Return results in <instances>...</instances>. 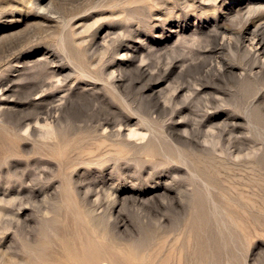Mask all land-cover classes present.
Masks as SVG:
<instances>
[{"label": "rangeland", "instance_id": "374dc122", "mask_svg": "<svg viewBox=\"0 0 264 264\" xmlns=\"http://www.w3.org/2000/svg\"><path fill=\"white\" fill-rule=\"evenodd\" d=\"M151 263L264 264V0H0V264Z\"/></svg>", "mask_w": 264, "mask_h": 264}, {"label": "bare ground", "instance_id": "6f19581e", "mask_svg": "<svg viewBox=\"0 0 264 264\" xmlns=\"http://www.w3.org/2000/svg\"><path fill=\"white\" fill-rule=\"evenodd\" d=\"M259 36H260V35H259ZM254 40H256V43H255V44H256L257 46H259L260 48H262V46H263V40H259L258 38H257V39L255 38ZM252 41H253V39H252ZM254 42H255V41H253V43H254ZM123 47H124V46H123ZM219 67H220V66H219ZM226 67H227V66H226ZM227 114H228V113H227ZM208 116H209V115H208ZM227 116H228V115H227ZM231 117H232V116H231ZM231 117H230V118H231ZM228 118H229V117H228ZM230 118H229V119H230ZM203 119H204V117H203ZM218 119H219V118H218ZM226 119H227V118H226ZM229 119H228V120H229ZM144 121H145V120H144ZM220 121H221V120H220ZM198 122H199V121H198ZM215 122H216V121H215ZM224 122H225V121H224ZM46 123H47V122H46ZM108 123H109V122H108ZM205 123H207V122L204 121V123H203L202 125H204ZM209 123H210V122H209ZM221 123H222V122H221ZM229 123H230V122H229ZM232 123H233V122H232ZM36 124H37V122H36ZM195 124H197V122H196ZM216 124H217V123H216ZM210 126H211V125H210ZM230 126H231V125H230ZM29 127H31V126H29ZM27 128H28V126H27ZM225 128H226V126H225ZM198 129H199V128H198ZM209 129H210V128H208V130H209ZM214 129H215V128H214ZM232 129H233V128H232ZM234 129H235V128H234ZM119 130H120V129H119ZM96 131H97V130H96ZM116 131H117V130H116ZM211 131H212V130H211ZM229 131H230V130H229ZM236 131H237V130H236ZM207 132H208V131H207ZM224 132H225V131H224ZM208 133H209V132H208ZM207 135H208V134H207ZM207 135L205 134L204 136H205V137H208ZM228 135H229V134H228ZM130 136H131V135H130ZM66 137H67V136H66ZM186 140H187V139H186ZM210 140H211V138H210ZM213 140H214V139H213ZM114 141H115V140H114ZM193 141H194V140H193ZM204 141H205L206 143H208L209 139H205ZM205 142H204V143H205ZM218 143H219V142H218ZM197 145H201V143H195V144H194V147L197 146ZM196 148H197V147H196ZM204 148H205V147H204ZM225 149H226V148H225ZM194 150H195V149H194ZM213 150H214V149H213ZM147 151H148V150H147ZM196 151H197V150H196ZM198 152H199V151H198ZM214 153H215V152H214ZM181 162H182V161H181ZM183 163H184V162H183ZM173 169H174V168H173ZM224 169H225V168H224ZM176 173H177V172H176ZM166 176H167V175H166ZM169 177H170V176H169ZM171 177H172V176H171ZM170 183H171V182H170ZM135 184H136V183H135ZM147 185H148V184H147ZM163 187H164V186H163ZM166 188H167V187H166ZM172 191H173V190H172ZM178 191H179V190H178ZM218 208H219V207H218ZM98 255H99V254H98ZM155 255H156V254H155ZM99 257H100V256H99ZM155 257H156V256H155ZM155 261H156V260H155ZM159 262H160V261H159ZM161 262H162V261H161ZM161 262H160V263H161ZM198 263H199V262H198ZM151 264H152V263H151Z\"/></svg>", "mask_w": 264, "mask_h": 264}]
</instances>
